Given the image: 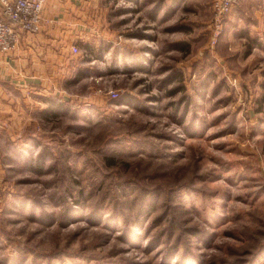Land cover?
Returning a JSON list of instances; mask_svg holds the SVG:
<instances>
[{"label": "rangeland", "instance_id": "1", "mask_svg": "<svg viewBox=\"0 0 264 264\" xmlns=\"http://www.w3.org/2000/svg\"><path fill=\"white\" fill-rule=\"evenodd\" d=\"M211 1L99 0L0 124V264H264V0Z\"/></svg>", "mask_w": 264, "mask_h": 264}, {"label": "crops", "instance_id": "2", "mask_svg": "<svg viewBox=\"0 0 264 264\" xmlns=\"http://www.w3.org/2000/svg\"><path fill=\"white\" fill-rule=\"evenodd\" d=\"M98 2L45 0L42 29L21 34L12 51L0 52V124L14 123L21 114L27 117L25 107L42 95L67 100L66 88L78 81L75 71L80 64L71 47L82 41Z\"/></svg>", "mask_w": 264, "mask_h": 264}, {"label": "built area", "instance_id": "3", "mask_svg": "<svg viewBox=\"0 0 264 264\" xmlns=\"http://www.w3.org/2000/svg\"><path fill=\"white\" fill-rule=\"evenodd\" d=\"M215 14V36L221 18L231 10L236 0H212ZM45 0H0V52L12 51L21 34H35L42 28ZM224 16V17H223ZM72 54L78 47H71Z\"/></svg>", "mask_w": 264, "mask_h": 264}, {"label": "trees", "instance_id": "4", "mask_svg": "<svg viewBox=\"0 0 264 264\" xmlns=\"http://www.w3.org/2000/svg\"><path fill=\"white\" fill-rule=\"evenodd\" d=\"M58 104H59V103H58ZM58 108H60V105H58ZM46 112H48V110H46ZM55 113H56V112H54V111H53V113H52V114H54V115H55Z\"/></svg>", "mask_w": 264, "mask_h": 264}]
</instances>
